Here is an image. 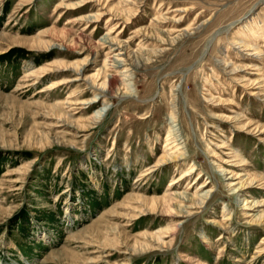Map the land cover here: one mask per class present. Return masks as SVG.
I'll return each instance as SVG.
<instances>
[{
	"label": "rangeland",
	"instance_id": "1",
	"mask_svg": "<svg viewBox=\"0 0 264 264\" xmlns=\"http://www.w3.org/2000/svg\"><path fill=\"white\" fill-rule=\"evenodd\" d=\"M0 264H264V0H0Z\"/></svg>",
	"mask_w": 264,
	"mask_h": 264
},
{
	"label": "bare ground",
	"instance_id": "2",
	"mask_svg": "<svg viewBox=\"0 0 264 264\" xmlns=\"http://www.w3.org/2000/svg\"><path fill=\"white\" fill-rule=\"evenodd\" d=\"M123 60H121V59H114V63H116V64H119V65H123L122 62ZM125 74H127L128 72H127V70L126 71H123ZM111 78V77H110ZM74 80H75V78H73ZM116 79V77H114V80ZM131 78H129V75H124L123 76V80H124V82H127V81H129ZM77 81V80H76ZM111 82H113V80L111 81ZM111 82H109V83H111ZM117 82V81H116ZM128 85V84H127ZM127 88H129V85L127 86ZM96 102V100H94V101H92L91 102V104L92 103H95ZM83 105V104H82ZM104 110H105V108H101L100 110H98L97 111V113L96 114H102L103 112H104ZM174 119H175V116L174 115H172V113H171V116H170V123H174ZM177 121V120H176ZM174 126V125H173ZM172 128V127H171ZM173 129H174V127H173ZM176 131V129H174L173 130V132H175ZM171 132L172 131H170V135L172 136V135H174V134H171ZM175 135H176V133H175ZM174 139H177V136H175V138ZM174 141H176V140H174ZM177 146V145H176ZM180 149V148H179ZM183 155V154H182ZM181 154H177V156H171L170 158H167V159H162L161 160V162H163V161H166V160H168V161H171V160H176V159H182V158H184L183 156H182ZM160 162V161H159ZM224 172V171H223ZM193 173V168H189V170H187V172L182 176H180V178L177 180V181H174V182H170L169 183V185H168V187H171V186H175L176 185V183L178 182V181H181V180H183L184 178H186V177H189L191 174ZM200 176H197V178H199ZM205 185L203 184V185H200V187L199 188H203ZM237 186H239V185H237ZM240 187V186H239ZM238 188V187H237ZM236 188V189H237ZM186 195V194H185ZM204 195V194H203ZM203 195H200V196H202L201 198H203L204 196ZM206 195V194H205ZM208 195V194H207ZM206 195V196H207ZM177 197V196H176ZM205 199V198H204ZM198 200V199H197ZM197 200H196V202H197ZM188 201V200H187ZM190 201V200H189ZM193 201V200H192ZM195 201V200H194ZM191 202V201H190ZM178 216V215H177Z\"/></svg>",
	"mask_w": 264,
	"mask_h": 264
}]
</instances>
